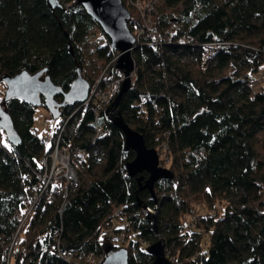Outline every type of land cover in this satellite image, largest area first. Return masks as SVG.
I'll return each mask as SVG.
<instances>
[{
    "label": "trees",
    "instance_id": "1",
    "mask_svg": "<svg viewBox=\"0 0 264 264\" xmlns=\"http://www.w3.org/2000/svg\"><path fill=\"white\" fill-rule=\"evenodd\" d=\"M58 2L49 8L45 0H0V78L44 69L67 91L79 69L91 85L82 46L98 30V75L104 81L115 73L117 52L99 26L78 0ZM158 2L152 23L160 36L135 44L132 84L116 109L147 147L165 146L172 178L154 183L155 198L138 190V175L123 169L134 152L124 150L121 131L103 112L94 122L90 105L65 104L55 128L69 117L60 144L82 149L73 162L80 183L65 197L48 187L34 203L44 153L40 135L29 130L36 107L2 96L20 143L9 144L0 129V264H94L121 246L102 236L117 218L125 221L113 231L126 240L127 264H151L146 243L159 237L171 264H264V86L251 85L264 72V0ZM167 9H178L177 16ZM128 10L129 30L142 25ZM193 203L221 206L202 214ZM152 208L156 218L148 219L143 210ZM186 216L200 231L184 227ZM57 247L73 256L63 260Z\"/></svg>",
    "mask_w": 264,
    "mask_h": 264
},
{
    "label": "water",
    "instance_id": "2",
    "mask_svg": "<svg viewBox=\"0 0 264 264\" xmlns=\"http://www.w3.org/2000/svg\"><path fill=\"white\" fill-rule=\"evenodd\" d=\"M49 8L59 6L58 0H45ZM85 13L99 26L103 34L109 39V47L119 56L115 61L114 71L121 70L124 79L120 84L117 95L111 105L105 110L106 117L121 131L124 138V150H132L134 157L123 164L124 171L129 176H137L138 190L147 189L155 198L153 186L161 178H172V173L168 168L159 165L157 150L147 147L143 137L126 123L116 109L120 97L130 88L132 84L131 73L133 71L132 50L135 48L136 40L128 28L130 12L121 0H78ZM70 53H72L69 45ZM44 69L36 73H29L25 70L11 76L3 74L1 81L4 85L2 101L10 98H18L35 107L43 105L53 119L60 115V109L65 104H80L84 102L90 91L89 82L81 75L77 69V75L70 84L67 91L54 84L50 78L43 76ZM61 96L58 101L56 96ZM0 129L4 133L6 141L17 146L20 143V136L14 129L12 120L8 112L2 107L0 102ZM147 176L144 178L142 173ZM156 211L147 210L148 219L156 218ZM164 240L158 238L151 243L147 250L153 256L151 264H171L164 253ZM128 252L124 247L111 249L103 257L100 264H127Z\"/></svg>",
    "mask_w": 264,
    "mask_h": 264
},
{
    "label": "built area",
    "instance_id": "3",
    "mask_svg": "<svg viewBox=\"0 0 264 264\" xmlns=\"http://www.w3.org/2000/svg\"><path fill=\"white\" fill-rule=\"evenodd\" d=\"M129 2V3H128ZM126 4L135 6V10L139 13L142 25L134 26L132 34L135 37L136 43L146 42L148 38H158L160 35L153 26L152 17L157 8V0H126ZM118 57L116 54L111 60L114 63ZM90 64L89 58H84L82 62V73L87 74ZM124 73L121 70L109 76L106 80L101 81V76L90 85V91L81 107L90 105L94 112V122H97L100 112L105 113L109 101H113L114 95L118 92L121 82L124 79ZM2 96V93H0ZM69 118V117H68ZM66 119V121L68 120ZM66 121L54 129L51 135H40L39 141L44 148V153L40 158V166L42 171L36 175L37 182L34 184V203L39 201L43 193L48 187L58 188V191L65 197L69 188L77 187L79 179L73 172V162L80 156L82 149L78 147L68 148L61 145V134ZM36 132L35 128L29 129ZM103 134V127L97 123L94 131V136L100 137ZM2 134L0 133V139ZM52 141H54L51 146ZM54 199L53 195L49 196V200ZM30 210V209H29ZM57 254L63 260L68 261L73 254L69 251H62L57 247Z\"/></svg>",
    "mask_w": 264,
    "mask_h": 264
},
{
    "label": "rangeland",
    "instance_id": "4",
    "mask_svg": "<svg viewBox=\"0 0 264 264\" xmlns=\"http://www.w3.org/2000/svg\"><path fill=\"white\" fill-rule=\"evenodd\" d=\"M157 5H158V9L160 10L161 4L158 2ZM125 6H127L128 8L135 9V6H133L132 4H126ZM165 11L173 14V16H177L178 9H167ZM137 14L139 16V13H137ZM153 16H154V14L151 15L152 18H153ZM171 21H174V20L171 19ZM131 31L132 30H130V32ZM103 41H104V37L99 33V30H98V31L94 32V35L93 34L90 35L88 37L86 43L82 46L83 55L86 56V58L88 57L90 60V64H89L86 75L93 79L92 86H94L96 84L95 82L99 78L98 73H99L100 68H101L100 61L93 56L92 51L96 45L103 43ZM116 54H118V56H119V52H117ZM117 58L115 59V61L117 60ZM110 61L112 62V60H110ZM115 61H114V63H115ZM114 63H112V64L114 65ZM251 85H252V88L254 91H259L262 88V86H264V72L263 71L258 72L254 76V78L251 82ZM3 92H4V85L2 83H0V93H2V96H3ZM2 96H0V97H2ZM56 122H57V119H53L46 108H44L42 106H38L35 108V111H34V128H35L38 135H51L55 129ZM3 135H4V133H3ZM164 149H165V146H161L158 149L157 153H158V157L160 160L159 165L161 167L166 168L165 165H166L167 161H166V156H165L166 152L164 151ZM72 167H73L72 169H73L74 174L76 175V177H78V173L76 172L74 165H72ZM79 183H80V179H79ZM193 204H194V207L196 208L197 213H202V214H205V213L215 214V212H217L218 207L221 206V203H218V204L216 203L215 205H213V204L211 205L209 203L202 204V205H196V203H193ZM152 209L155 210V208H152ZM147 210L148 209L143 210L144 214H147ZM124 223H125V221H121L119 218L114 219L113 224L109 228H107L106 230H104L102 232V236L105 238V240H109L114 245H121L118 248H120V247L125 248L126 240L122 238L120 233H115L113 230H114V228H118V227L123 228ZM183 224H184V227L188 230L193 229V230H199L200 231V229H201L200 227L197 226L196 219L191 218L190 216H186L185 218H183ZM202 237L206 238L207 235L205 233H203ZM205 242L203 243V246H205ZM151 243L152 242L146 243L147 248ZM165 251H166V246H164V252ZM165 256L168 258V255H166V252H165ZM102 260H103V258L98 256V258H96L94 260V264H100ZM171 261H174V259H172ZM172 264H180V263L175 261V263H172Z\"/></svg>",
    "mask_w": 264,
    "mask_h": 264
}]
</instances>
